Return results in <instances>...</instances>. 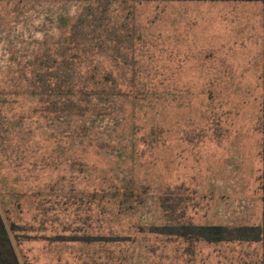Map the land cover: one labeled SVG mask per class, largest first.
<instances>
[{"label":"rangeland","instance_id":"1","mask_svg":"<svg viewBox=\"0 0 264 264\" xmlns=\"http://www.w3.org/2000/svg\"><path fill=\"white\" fill-rule=\"evenodd\" d=\"M95 10L113 33L78 39L107 55L115 85L158 94L56 119L0 102V208L21 263L264 264L263 241L153 231L264 222V4L0 0V87ZM82 122L98 146L52 138Z\"/></svg>","mask_w":264,"mask_h":264},{"label":"trees","instance_id":"2","mask_svg":"<svg viewBox=\"0 0 264 264\" xmlns=\"http://www.w3.org/2000/svg\"><path fill=\"white\" fill-rule=\"evenodd\" d=\"M98 4L102 2L129 1H207V0H78ZM210 1H260L264 0H210ZM100 10V7L98 6ZM95 10L83 15L80 13L75 21L66 25L58 40L48 48L37 53L38 64L28 76L24 70L19 74L17 86L0 87V102H20L27 100L29 113L37 117L73 118L83 114H100L107 103L116 96H123L134 101L145 96L156 98L158 89L127 88L115 85L113 71L110 68H100L106 62V56L93 47L87 50L86 44L79 37L83 35L98 40L102 34L111 35L114 31L103 13ZM103 26V31L94 27ZM108 25V27H104ZM88 30L90 31H86ZM113 30V31H112ZM109 37V36H108ZM90 47V46H89ZM96 52H94V50ZM103 56L101 60L99 58ZM46 61L47 64H44ZM43 62V63H42ZM28 82L27 86L22 83ZM113 82V83H112ZM22 103V102H20ZM23 104V103H22ZM25 115V111L23 113ZM93 128L86 122L70 125L66 131L52 136L58 145L74 146L78 144L81 151L94 148L95 141L88 138ZM88 138L87 141L84 139ZM81 162L82 159L74 158ZM159 234L177 235L194 241L206 242H264V222L258 225H241L229 227L224 225H195L191 223H171L162 227H153ZM99 240H107L105 236ZM0 264H22L14 246L10 230L4 220L0 208ZM25 264H33L27 262ZM160 264V263H150Z\"/></svg>","mask_w":264,"mask_h":264}]
</instances>
